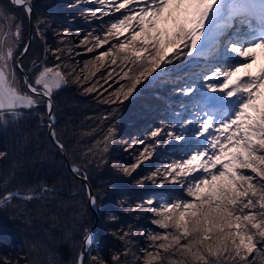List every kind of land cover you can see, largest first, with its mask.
<instances>
[{"label": "snow or ice", "instance_id": "1", "mask_svg": "<svg viewBox=\"0 0 264 264\" xmlns=\"http://www.w3.org/2000/svg\"><path fill=\"white\" fill-rule=\"evenodd\" d=\"M89 2L97 6L82 16L88 23L107 17L101 30L77 29L78 44L69 46L70 30L63 28L55 32L57 46H49L51 24L39 18L33 27L45 57L32 67L22 59L31 44L23 42L22 23L0 5V124L39 112L48 142L63 153L53 103L62 87L71 82L82 94H95L112 110L100 117L105 122L145 83L167 88L179 98L168 104V118L125 141L124 151L135 153L131 163H114V171L131 178L163 157L133 182L158 191L126 210L150 216L152 227L139 232L147 245L139 248L138 264H264V67L248 71L258 50L264 51V0ZM10 5L31 20L32 0ZM87 54L82 66L71 63ZM116 135V126L108 125L89 155L106 164ZM6 157L0 151V160ZM71 171L82 181L83 203L95 209L99 196L87 173L75 164ZM0 185V207L37 197L8 190L7 178ZM83 233L73 264H120L135 247L134 231L118 230L114 235L126 246L109 261L92 255L93 235L88 228Z\"/></svg>", "mask_w": 264, "mask_h": 264}, {"label": "trees", "instance_id": "2", "mask_svg": "<svg viewBox=\"0 0 264 264\" xmlns=\"http://www.w3.org/2000/svg\"><path fill=\"white\" fill-rule=\"evenodd\" d=\"M0 5L8 9L15 23H22L25 43L28 17L23 9L11 6L9 0H0ZM69 5H76V0H32L30 51L22 58L26 66L32 67L45 57L44 43L33 27L39 18H47L51 24L46 36L49 46H57L56 31L68 28L70 36L65 43L71 46L78 44L77 29L83 33L93 29L99 31L108 19L86 22L82 13L97 6L89 0H81L73 7ZM76 51L83 52V49ZM90 58L91 54L79 55L71 63L75 65L78 61L82 66ZM48 62L51 64L53 60L49 57ZM178 99L170 96L167 88L145 83L119 107L113 119L105 122L100 117L112 110L95 94H82L81 88L71 82L55 92L56 130L66 145V159L87 173L92 192L99 196L98 219L90 248L92 255L100 254L111 261L115 252L123 253L125 242L114 233L131 228L135 233V247L129 255H122L120 264H138L139 248L147 245L146 237L139 232L152 227L150 216L143 212L128 214L126 210L136 200L158 191L151 185L140 189L133 182L147 175L150 167L162 162L163 157L157 156L150 163L146 162L131 178L114 171V163H131L135 153L124 151L125 141L142 136L146 129L167 119L168 104H175ZM39 115L37 112L0 124V151L7 153L6 159L0 160V181L7 178L8 190L37 194L31 201L14 199L0 207V261L17 264L19 259V264H73V254L83 242V230L89 229L94 215L83 203L82 181L66 167L63 154L48 142L44 126L38 124ZM111 124L116 126L117 135L106 154L108 162L102 164L89 155L88 150ZM44 186L54 191L41 192ZM124 201L128 203L122 204Z\"/></svg>", "mask_w": 264, "mask_h": 264}, {"label": "water", "instance_id": "3", "mask_svg": "<svg viewBox=\"0 0 264 264\" xmlns=\"http://www.w3.org/2000/svg\"><path fill=\"white\" fill-rule=\"evenodd\" d=\"M10 1V0H9ZM31 38H32V22H31V20H29V18H28V35H27V39H26V42H31ZM25 42V43H26ZM63 154V157H64V161H65V165H66V167L67 168H69L70 170H71V167H72V165L68 162V160L66 159V156H65V153L63 152L62 153ZM77 178H79L80 179V177L79 176H77V175H75ZM81 180V179H80ZM87 183L90 185V183L87 181ZM92 190V189H91ZM22 195H24V194H22ZM91 210H92V212H93V220H92V222H91V225H90V227H89V229H90V231H91V233H92V235L94 234V230H95V228H96V222H97V219H98V213H97V210H96V208L95 209H93V208H91ZM82 245H83V242H82ZM82 245H81V247H82Z\"/></svg>", "mask_w": 264, "mask_h": 264}, {"label": "rangeland", "instance_id": "4", "mask_svg": "<svg viewBox=\"0 0 264 264\" xmlns=\"http://www.w3.org/2000/svg\"><path fill=\"white\" fill-rule=\"evenodd\" d=\"M10 17H13L12 14H8ZM14 30V29H13ZM260 51V50H258ZM261 67H264V51H260V53L257 55V59L255 63L253 64L251 69H248V71L257 72ZM179 100V99H178ZM177 100V101H178ZM175 101V100H174ZM175 103V102H174Z\"/></svg>", "mask_w": 264, "mask_h": 264}, {"label": "bare ground", "instance_id": "5", "mask_svg": "<svg viewBox=\"0 0 264 264\" xmlns=\"http://www.w3.org/2000/svg\"><path fill=\"white\" fill-rule=\"evenodd\" d=\"M263 52V51H262ZM260 53V51H258V54ZM254 64V63H253ZM253 64L251 65V67L249 68V69H251L252 68V66H253Z\"/></svg>", "mask_w": 264, "mask_h": 264}]
</instances>
